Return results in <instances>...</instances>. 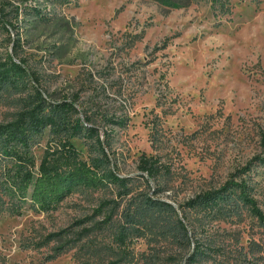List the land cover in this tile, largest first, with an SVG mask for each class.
I'll return each mask as SVG.
<instances>
[{
	"label": "rangeland",
	"instance_id": "obj_1",
	"mask_svg": "<svg viewBox=\"0 0 264 264\" xmlns=\"http://www.w3.org/2000/svg\"><path fill=\"white\" fill-rule=\"evenodd\" d=\"M179 1L0 0V125L36 86L51 100L77 99L80 116L112 130L110 169L132 190L121 199L115 186L79 187L48 211L0 210V264H264L249 249L264 244V228L248 209H181L234 180L264 213V0H229L228 12L211 0ZM8 56L31 77L3 83ZM48 139L49 130L37 139L38 162ZM73 144L87 158L86 140ZM143 155L170 172L144 180ZM141 193L186 212L191 245L148 227L122 239L123 207ZM199 244L214 251L192 263Z\"/></svg>",
	"mask_w": 264,
	"mask_h": 264
},
{
	"label": "trees",
	"instance_id": "obj_2",
	"mask_svg": "<svg viewBox=\"0 0 264 264\" xmlns=\"http://www.w3.org/2000/svg\"><path fill=\"white\" fill-rule=\"evenodd\" d=\"M154 1L173 8L183 6L179 0ZM211 5L215 10H229V0H211ZM1 19L2 15L0 23ZM1 75L3 83L9 82L13 86L16 80L31 77L24 63L15 61L12 56H8V65ZM37 81L31 79L33 86ZM33 89L35 95L18 117L0 125V210L21 215L23 206L28 203L40 212L48 211L79 187L100 190L115 186L119 188L118 196L121 199L130 196V178L110 169L112 161L106 148L111 149L112 130L105 129L104 132L94 124L91 116H80L77 99L51 100L37 86ZM47 130L49 139L38 162L34 148L37 139ZM79 138L86 140L87 158L73 144V140ZM138 171L146 181L170 172L168 165L160 158L146 155L141 157ZM181 209L183 212L198 210L219 215H238L242 209H248L264 228V213L245 181L231 180L218 190L197 195ZM121 216L124 220L120 230L123 240L129 233L147 227L155 229L158 235L170 240L176 247L191 245L193 240L186 225V212L180 217L173 204L155 196L143 193L132 196L123 207ZM249 249L262 254L264 244L253 242ZM207 250L213 249L199 244L190 257L192 263L197 262V257H209Z\"/></svg>",
	"mask_w": 264,
	"mask_h": 264
}]
</instances>
